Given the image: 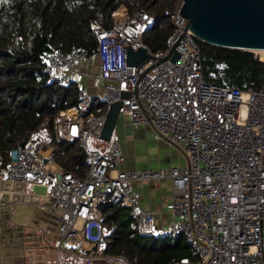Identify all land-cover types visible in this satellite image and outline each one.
<instances>
[{
	"label": "built area",
	"instance_id": "built-area-1",
	"mask_svg": "<svg viewBox=\"0 0 264 264\" xmlns=\"http://www.w3.org/2000/svg\"><path fill=\"white\" fill-rule=\"evenodd\" d=\"M182 2L173 11L175 29L164 51L153 52L144 42L143 28L155 22L144 10L131 17L121 6L113 12L112 27L95 25L94 31L106 82L102 101L109 107L123 90L131 91L121 112L135 126L152 125L156 140L184 147L187 165L123 169L127 156L119 140L112 139L106 149L91 148L89 136H100L107 110L95 113L94 97L78 82V102L60 113L58 129L63 140L80 139L90 162L87 177L45 160L49 135L12 149L9 163L0 168V181L29 184L30 196L57 214L53 227L45 225L40 232L45 244L57 237L54 264H63L64 244L81 238L97 245L86 264H131L123 254L106 252L99 205L110 194L120 196L122 205L131 209L141 235L168 236L172 245L184 235L199 258L183 264H264V89L233 88L204 79L199 39L180 14ZM130 27L135 31L129 32ZM175 44L177 62L168 59L140 77L139 72L168 55ZM140 46L152 57L138 69L128 65L127 55L129 47ZM88 56L81 46L69 53L47 51L45 72L52 81L69 84L71 79L59 71L76 70ZM165 178L173 184V219L162 231L155 228L154 211L138 209L140 195L133 182ZM34 185L46 186V193L35 192ZM5 203L0 199V205ZM0 264L8 263L0 257Z\"/></svg>",
	"mask_w": 264,
	"mask_h": 264
},
{
	"label": "trees",
	"instance_id": "trees-1",
	"mask_svg": "<svg viewBox=\"0 0 264 264\" xmlns=\"http://www.w3.org/2000/svg\"><path fill=\"white\" fill-rule=\"evenodd\" d=\"M180 0H0V168L14 148L47 139L53 160L79 178L87 177L90 162L80 139L63 140L60 113L74 107L75 82L52 81L43 56L81 46L97 51L95 25L113 26V12L127 7L131 16L144 10L155 22L144 30L153 52L164 51L175 25L173 11ZM207 82L240 89H264V61L254 52L216 47L198 40ZM106 103L96 101L94 111ZM104 216V241L109 255L123 254L131 264H183L198 261L184 235L174 245L168 236L141 235L121 197L110 194L99 205Z\"/></svg>",
	"mask_w": 264,
	"mask_h": 264
},
{
	"label": "crops",
	"instance_id": "crops-1",
	"mask_svg": "<svg viewBox=\"0 0 264 264\" xmlns=\"http://www.w3.org/2000/svg\"><path fill=\"white\" fill-rule=\"evenodd\" d=\"M59 72L67 75L76 84L78 82L83 83L86 91L94 97V103L102 101L101 95L106 82L101 77V60L97 51L81 61L76 70H60ZM105 107L104 111L108 110L107 104ZM94 112L100 113L101 110ZM154 134L155 128L152 125L135 126L132 124L130 116L121 112L112 137L113 140L120 141L122 149L127 156L126 163L120 165V167L123 169H139L187 165L188 156L185 148L167 140H160L164 142L162 144L163 152L154 153L152 150V153H148L149 137L152 136L154 139ZM154 141L157 140L154 139ZM109 145L110 141L101 140L97 141L94 147L106 149ZM52 151L53 149L47 143L43 152L49 158V163L63 168L53 160ZM0 187L5 189L3 190L4 194L0 195V199L6 202L5 205H0V257L8 264H54L58 245L57 237L53 236L50 243L45 244L44 240L40 239V232L45 225L53 227L50 223L57 220L55 211L48 205L41 204L39 200L33 199L28 193L30 187L26 188L25 184L22 187L20 183L10 181L4 183L0 181ZM133 187L140 195L138 209L154 211L156 214L155 228L162 231L165 230L173 219L169 210L173 193L172 180L165 178L136 181L133 182ZM4 196H8V199H3ZM25 199L33 201V203L30 204ZM17 205H29L32 211L28 214L27 210L23 217L19 219L14 213V208ZM71 241H77L79 247H68V241L61 248L60 261L63 264H86L89 254L96 251L97 245L83 238ZM85 241L94 245L92 249L85 251L88 253L87 258L82 262L69 259L70 252L77 253L75 251L81 250Z\"/></svg>",
	"mask_w": 264,
	"mask_h": 264
},
{
	"label": "water",
	"instance_id": "water-1",
	"mask_svg": "<svg viewBox=\"0 0 264 264\" xmlns=\"http://www.w3.org/2000/svg\"><path fill=\"white\" fill-rule=\"evenodd\" d=\"M180 14L188 19V27L204 43L233 50L251 52L264 50V0H183ZM151 57L145 46L128 48L127 60L131 67L140 69ZM179 58L180 53L176 50L175 44L168 55L159 58L139 72V75L142 77L168 59L177 62ZM136 91L137 88L134 92ZM131 94L129 90H123L120 99L109 105L99 136L101 140L111 141L121 114L123 100ZM33 189L38 193L47 191L43 185H34ZM94 262L105 261L94 259Z\"/></svg>",
	"mask_w": 264,
	"mask_h": 264
},
{
	"label": "rangeland",
	"instance_id": "rangeland-1",
	"mask_svg": "<svg viewBox=\"0 0 264 264\" xmlns=\"http://www.w3.org/2000/svg\"><path fill=\"white\" fill-rule=\"evenodd\" d=\"M131 16V15H130ZM131 17H133V16H131ZM138 28H143V27H138ZM135 27H130L129 29H128V31L129 32H134L135 31ZM143 30H145V28H143ZM255 55L256 56H258L260 59H263L264 60V57H262V55L261 54H257V53H255ZM155 139V138H154ZM154 139H153V137L152 136H150L149 137V147H148V153H152V150L154 151V153H156V152H159V153H161V152H163L162 151V144L164 143V142H162V141H160V140H157V141H154ZM156 140V139H155ZM97 141H101V139L100 138H97V137H95L94 135H90L89 136V146L91 147V148H93L94 147V144L97 142ZM186 159V158H185ZM46 161H48L49 160V158H46L45 159ZM46 182H48L49 183V185H51V179H50V177H48L47 179H46ZM22 187H24V185H22ZM25 187L26 188H28L29 187V184H26L25 185ZM7 188V187H6ZM3 190H5L4 188H1L0 187V195H2V194H4V191ZM3 199H8V196H4L3 197ZM28 203H30V204H32L33 203V201H28L27 199H25ZM22 201H24V200H22ZM21 201V202H22ZM28 210V214L32 211V208H30L29 207V205L28 206H26V205H17L15 208H14V213L18 216L17 218H19V219H21L22 217H23V215L26 213V211ZM67 245H68V247H79V243L77 242V241H69L68 243H67ZM94 247V245L92 244V243H90V242H83V246H82V248H81V250H76L75 252H77V253H74V252H70V254H69V259H72V261H75V260H77V261H79V262H82V261H84L86 258H87V256H88V253H86L85 251L86 250H89V249H92ZM0 250H1V248H0Z\"/></svg>",
	"mask_w": 264,
	"mask_h": 264
},
{
	"label": "bare ground",
	"instance_id": "bare-ground-1",
	"mask_svg": "<svg viewBox=\"0 0 264 264\" xmlns=\"http://www.w3.org/2000/svg\"><path fill=\"white\" fill-rule=\"evenodd\" d=\"M254 52L257 53V54H261L262 57H264V50H255ZM262 60H263V59H262ZM263 61H264V60H263Z\"/></svg>",
	"mask_w": 264,
	"mask_h": 264
}]
</instances>
